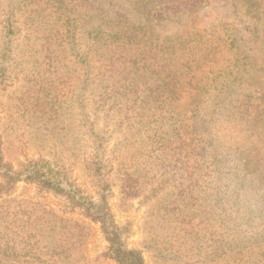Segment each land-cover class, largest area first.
Listing matches in <instances>:
<instances>
[{
	"label": "rangeland",
	"instance_id": "rangeland-1",
	"mask_svg": "<svg viewBox=\"0 0 264 264\" xmlns=\"http://www.w3.org/2000/svg\"><path fill=\"white\" fill-rule=\"evenodd\" d=\"M159 1L0 0V133L4 160L15 168L37 160L45 171L51 169L55 175L65 176L69 184L71 165L78 188L95 195L80 158L73 157L81 152L84 133L95 125V133L108 138L107 155L114 163L111 179L116 185L109 202L113 220L123 229L128 247L143 252L146 264H264V243H244L246 238L226 243L231 239L222 221L205 212L209 180L201 177L196 191L181 197L185 188L181 185L183 171L180 165H168L170 159L181 156L178 151L163 156L164 151L159 146L156 149L154 140L159 133L154 129L163 116L172 115L169 109L177 115L185 111V106L201 104V96L195 91L185 86L173 99L166 94L153 98L150 89L154 85L150 83V89L145 86L135 95L140 103L154 105L159 101L155 110L146 113L137 109L123 116L111 114L112 103L98 109V98H90L85 109L74 108L72 97L77 99V94L75 81H70L71 35L81 40L94 36L96 29L106 34L108 22L115 21L159 39L176 37L190 53L206 51L215 62L201 69L204 76L209 71L228 74L227 103L214 119L216 129L222 126L221 133H226L223 144L233 150L229 165L240 172L241 184L229 189L242 191L236 204L241 210L235 213L238 221H234L240 223L255 211L264 217V188L249 183L256 165L251 159V164L242 161L238 166L235 157L243 152L239 146L242 143L253 147V140L264 145V129L252 130L241 121V111L246 108L253 112L258 105L264 108V7L259 13H249L237 0H204L194 13L160 19L155 17ZM75 19L78 24L71 27ZM85 22L95 29L81 26ZM73 132L80 136L77 145L70 142ZM243 165H248L244 171ZM125 183L126 191L122 188ZM245 200L248 203H243ZM0 212L7 217L8 234L21 230L24 223L30 229L33 221L49 220L45 241L38 250L41 260L49 259L44 255L46 248H42L55 237H64L57 232L58 218L84 220L78 212L70 214L66 197L26 182L1 192ZM21 216L25 218L23 224ZM55 225L56 231L52 230ZM86 225L91 231H85V243L63 263L115 264L104 257L107 243L99 226ZM25 257L23 261L38 263Z\"/></svg>",
	"mask_w": 264,
	"mask_h": 264
},
{
	"label": "trees",
	"instance_id": "trees-1",
	"mask_svg": "<svg viewBox=\"0 0 264 264\" xmlns=\"http://www.w3.org/2000/svg\"><path fill=\"white\" fill-rule=\"evenodd\" d=\"M237 1L249 13H259L264 7V0ZM203 4L204 0H160L155 17L162 19L178 13H194ZM108 23L106 34L96 29V34L86 39L80 40L76 35H71L70 81H75L77 94V99L72 97L74 108L85 109L90 98H98V109H104L112 103L108 112L111 114L123 116L137 109L146 113L155 110L159 101H155L154 105L140 103L135 95L145 86L150 89V83L154 85L150 89V97L153 98L166 94L167 98L173 99L185 86L195 91L201 96V104L185 106V111L177 112L179 116L169 109L172 115L169 118L163 116L159 126L154 129L156 134L159 133L154 140L156 149L159 146L164 151L163 156L175 151L181 156L179 159H170L168 164L173 167L180 165L183 171L184 183L181 185H185V188L181 191V197L194 193L201 177L209 180V197L203 199V205L207 208L205 212L222 221L226 229L224 231L229 234L228 239H231L225 240L226 243H239L242 238H246L244 243H264V217L259 216L260 211H255L252 216L246 215L240 223L234 221H238L234 217L235 213L241 210L236 204L242 191L237 189L230 192L229 189L232 185L241 184L238 182L240 172L229 165L233 150L231 146L223 144L225 132L221 133L222 126L216 129L217 119H214L218 109L227 103L226 97L230 92L227 86L228 74L209 71L208 76H204L201 69L215 62V58L212 56V59L206 51L188 52L176 37L159 39L127 24L115 21ZM77 24L75 19L70 26L76 27ZM111 25L114 26L111 28ZM81 26L95 29L92 23ZM241 114V121L247 123L252 130L264 129V108H259L258 105L254 112L246 108ZM95 130L93 125L84 133L86 137L81 144V152L73 154L76 160L80 158L82 170L90 179L95 195H88L78 188L71 165L69 184L65 176L55 175L51 169L45 171L37 160H29L18 168L6 163L0 133V194L7 193L19 182L36 184L42 190L66 197L70 204V214L78 212L84 218L81 222L58 218L59 229L55 225L52 230L58 229V234L63 233L61 235L64 237H55L49 241V245L42 248H46L44 255L49 259L41 260L42 253L38 250L45 241L43 236L49 220L43 218L42 221H33L35 223L29 229L23 221L25 218L21 216L20 221L24 223L21 230H11L12 234H8L7 217L0 212V264H31L29 260L23 261L25 256L38 261L35 264H65L63 262L76 254L85 243V231L90 234L91 230L86 222L99 226L102 238L107 243L104 257L115 264H146L143 252L128 247L123 229L113 220L109 202L116 185L111 179L114 163L107 155L108 138L95 133ZM79 137L73 132L70 142L78 144ZM127 137L129 136L124 137L121 143ZM150 137L153 138L151 135ZM251 143L253 147L245 143L239 145L243 152L235 155L239 160L236 164L239 166L242 161L255 164L249 183L264 188V145L253 140ZM251 159L253 162L250 163ZM247 168L248 165H245L243 171ZM126 187L127 183L122 185L124 191ZM243 203H248V200ZM24 251L26 252L23 254Z\"/></svg>",
	"mask_w": 264,
	"mask_h": 264
}]
</instances>
